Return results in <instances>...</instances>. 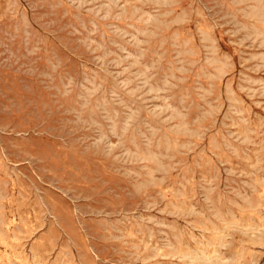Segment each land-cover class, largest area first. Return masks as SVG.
Masks as SVG:
<instances>
[{"label":"rangeland","instance_id":"1","mask_svg":"<svg viewBox=\"0 0 264 264\" xmlns=\"http://www.w3.org/2000/svg\"><path fill=\"white\" fill-rule=\"evenodd\" d=\"M0 264H264V0H0Z\"/></svg>","mask_w":264,"mask_h":264},{"label":"bare ground","instance_id":"2","mask_svg":"<svg viewBox=\"0 0 264 264\" xmlns=\"http://www.w3.org/2000/svg\"><path fill=\"white\" fill-rule=\"evenodd\" d=\"M247 229V228H246Z\"/></svg>","mask_w":264,"mask_h":264}]
</instances>
